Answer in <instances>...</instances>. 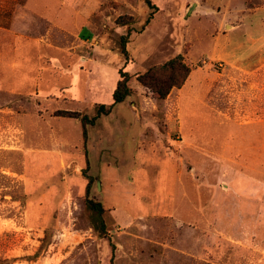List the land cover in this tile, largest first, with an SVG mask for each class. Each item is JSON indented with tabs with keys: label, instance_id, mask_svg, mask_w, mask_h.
<instances>
[{
	"label": "rangeland",
	"instance_id": "obj_1",
	"mask_svg": "<svg viewBox=\"0 0 264 264\" xmlns=\"http://www.w3.org/2000/svg\"><path fill=\"white\" fill-rule=\"evenodd\" d=\"M40 1L0 0V264H264V0ZM179 53L160 100L136 75ZM122 67L85 143L58 111L93 117Z\"/></svg>",
	"mask_w": 264,
	"mask_h": 264
},
{
	"label": "trees",
	"instance_id": "obj_2",
	"mask_svg": "<svg viewBox=\"0 0 264 264\" xmlns=\"http://www.w3.org/2000/svg\"><path fill=\"white\" fill-rule=\"evenodd\" d=\"M145 3L152 9L151 13L149 14L146 23L152 19L157 6L152 2V0H144ZM123 25H129L130 22L127 20L118 19L117 21ZM131 30L121 36V53L125 55L126 64L128 63L129 59V51L127 48V43L129 41ZM125 64V66H126ZM191 72V67L185 62L183 54L179 53L176 56L168 59L166 62L154 65L148 68L143 73H137L136 77L137 80L143 84L144 86L148 87L158 99L164 100L170 94L172 88L177 87L180 88L184 85L185 81L189 77ZM120 79L117 82V85L113 91V102L109 105L104 103L99 104L96 109V114L93 117H89L87 114H82L78 111H70V110H59V115L67 116V117H74L80 118L81 123L84 127V141L86 143L87 139V125H93L96 123L97 119L100 118L102 115H108L111 113L114 105L119 102H123L128 96L132 94V87H131V80L132 76L125 71L124 67L120 68L119 70ZM89 162L87 159V167L82 170V174L89 179L86 188V202L87 207L93 211L96 215V223L94 224L97 229H99L102 233L107 234V224L105 221V207L101 201H97L94 198L90 197L91 186L93 182V178L86 174L88 170ZM95 223V222H94ZM48 245L43 244L40 249L32 256L25 257L28 261H36L44 254L45 247ZM114 245L112 244V248L114 249ZM17 259L5 260L1 264H13L16 262ZM111 264L114 263V257L111 258Z\"/></svg>",
	"mask_w": 264,
	"mask_h": 264
},
{
	"label": "crops",
	"instance_id": "obj_3",
	"mask_svg": "<svg viewBox=\"0 0 264 264\" xmlns=\"http://www.w3.org/2000/svg\"><path fill=\"white\" fill-rule=\"evenodd\" d=\"M41 2L40 0H27V3H26V9L27 10H30V9H33L35 10L36 8L38 10H42L45 6H47L46 4H44L43 2ZM264 34V30L262 32Z\"/></svg>",
	"mask_w": 264,
	"mask_h": 264
}]
</instances>
